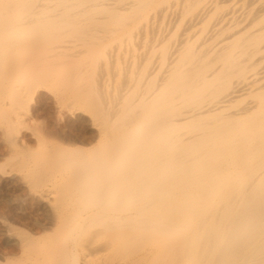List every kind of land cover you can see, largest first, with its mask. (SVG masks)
<instances>
[{
	"label": "bare ground",
	"instance_id": "6f19581e",
	"mask_svg": "<svg viewBox=\"0 0 264 264\" xmlns=\"http://www.w3.org/2000/svg\"><path fill=\"white\" fill-rule=\"evenodd\" d=\"M217 1L0 0V264H264V0Z\"/></svg>",
	"mask_w": 264,
	"mask_h": 264
},
{
	"label": "rangeland",
	"instance_id": "374dc122",
	"mask_svg": "<svg viewBox=\"0 0 264 264\" xmlns=\"http://www.w3.org/2000/svg\"><path fill=\"white\" fill-rule=\"evenodd\" d=\"M219 1H221V0H218L217 2L219 3ZM224 1H225V3H224ZM235 1V0H234ZM233 0H230L228 3H227V0H222L220 3V6H222L223 8H224V10L225 9H229V8H231V7H234V6H232L233 4H235L236 3V1L234 2ZM233 2V3H232ZM225 5H224V4ZM241 4V5H240ZM242 4H244V3H237V4H235V7H239V5H240V7L242 6ZM224 5V6H223ZM230 5V6H229ZM229 6V7H228ZM237 8H235V9H237ZM250 9V8H249ZM248 9V10H249ZM170 20H172L171 21V24H170ZM177 21V20H176ZM176 21H175V23H176ZM183 20L182 19H180V20H178L177 21V23L175 24L174 23V18H170V19H168L167 20V24L164 26V25H162V29L160 28V31L158 32V34H157V36H159L160 38H165L166 40H168V41H172L173 39V41H175L177 38H178V35L180 36L182 33H183V31L184 30H182V28L184 29V27H183V24L181 25V23H183L182 22ZM175 24V26H172V25H174ZM171 25V26H170ZM181 26V27H180ZM164 27H167V28H164ZM173 28V29H172ZM167 29V30H166ZM173 30V31H171V30ZM165 30V31H164ZM197 30L199 31L200 29H195V30H193V31H190L193 35L194 34H196V36H194L193 37V39H192V45L194 46V47H197V46H199L200 45V39H197V38H199V36L200 35H202L201 33H200V31L199 32H197ZM171 31V32H170ZM160 32H162V34L160 33ZM170 32V33H169ZM182 32V33H181ZM194 32V33H193ZM178 34V35H177ZM164 35H166V37L164 36ZM176 35H177V37H176ZM150 37H151V35H149ZM159 37H158V39H159ZM202 37V36H201ZM173 38V39H172ZM196 38V39H195ZM199 40V41H198ZM173 41L171 42V43H173ZM197 41V42H196ZM200 42V43H199ZM196 43V44H195ZM115 44V43H114ZM120 79H121V77H119ZM246 97H242V98H240V99H238V101L237 102H235V104L233 105V111H235V110H237V109H239L240 107H242L244 104H246V102L247 103H249V102H252L254 99H252V98H250V97H247V100L245 99ZM249 98V99H248ZM241 102V103H240ZM244 102V103H243ZM238 104V105H237Z\"/></svg>",
	"mask_w": 264,
	"mask_h": 264
}]
</instances>
